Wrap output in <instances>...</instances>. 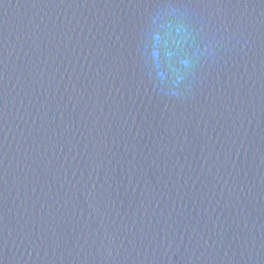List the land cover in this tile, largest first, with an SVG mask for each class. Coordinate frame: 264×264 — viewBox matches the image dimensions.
<instances>
[{
    "label": "water",
    "instance_id": "water-1",
    "mask_svg": "<svg viewBox=\"0 0 264 264\" xmlns=\"http://www.w3.org/2000/svg\"><path fill=\"white\" fill-rule=\"evenodd\" d=\"M0 264H264V0H0Z\"/></svg>",
    "mask_w": 264,
    "mask_h": 264
}]
</instances>
